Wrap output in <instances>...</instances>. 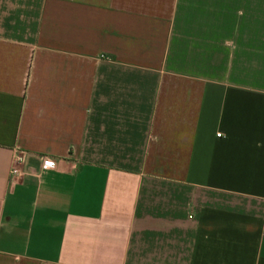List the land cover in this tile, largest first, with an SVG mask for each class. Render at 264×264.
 <instances>
[{"label":"crops","instance_id":"obj_1","mask_svg":"<svg viewBox=\"0 0 264 264\" xmlns=\"http://www.w3.org/2000/svg\"><path fill=\"white\" fill-rule=\"evenodd\" d=\"M0 264H264V0H0Z\"/></svg>","mask_w":264,"mask_h":264},{"label":"built area","instance_id":"obj_2","mask_svg":"<svg viewBox=\"0 0 264 264\" xmlns=\"http://www.w3.org/2000/svg\"><path fill=\"white\" fill-rule=\"evenodd\" d=\"M23 163V158L20 156L16 159V165L13 167L11 175L14 178H18L21 176V172L19 169V164ZM44 171L55 169V162L50 159H46L43 164Z\"/></svg>","mask_w":264,"mask_h":264}]
</instances>
